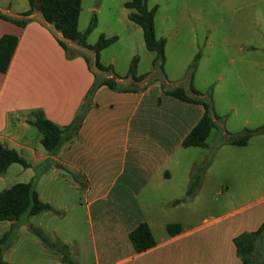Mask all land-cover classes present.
<instances>
[{
    "label": "crops",
    "instance_id": "crops-1",
    "mask_svg": "<svg viewBox=\"0 0 264 264\" xmlns=\"http://www.w3.org/2000/svg\"><path fill=\"white\" fill-rule=\"evenodd\" d=\"M7 2L14 4V0ZM29 9V0L28 8L19 11L0 7L1 15L26 23L19 26L0 19V39L4 35L18 37L10 67L0 74V143L26 159L31 164L28 171L40 164L52 169L53 187L48 197L36 190L40 200L53 208L46 212L69 210L60 199L62 188L57 190L54 185L62 180L74 196H82L79 201L72 198L71 209L80 210L83 218L80 224L74 219L72 224L79 226L69 225L62 237L49 231L50 243L62 252L34 234L31 220L1 222L0 238L11 231L4 264H242L234 239L258 231L264 224V142L254 136L244 147L211 145L208 140L214 129L206 148L183 147L205 109L166 94L162 81L171 89L182 86L190 91L186 77L165 74L162 79L146 77L139 82L117 79L121 86L130 83L137 91L119 92L102 86L88 99L96 82L115 76L96 69L94 51L65 40L46 22L39 3L30 15H24ZM125 15L128 18V10ZM59 40L65 41L67 51ZM242 63L237 76L250 80V108L256 113L239 116L236 110L235 129L227 126L229 120L234 121L229 113H219L227 117L225 136L264 125V59ZM193 88L200 98H206ZM85 106L87 112L75 127ZM37 111L61 129L78 128L56 154L44 150L42 135L29 124L31 114ZM17 165L0 175V191L19 184L16 173L24 172ZM195 173H200L196 193L175 203L185 198ZM26 183L35 188V183ZM141 223L150 226L157 244L137 253L130 233ZM174 224L180 225L182 232L170 236L167 226ZM21 233H33L27 239L49 251L32 258L31 253L19 254L14 249L8 256V247ZM263 245L264 233L259 252Z\"/></svg>",
    "mask_w": 264,
    "mask_h": 264
},
{
    "label": "rangeland",
    "instance_id": "rangeland-1",
    "mask_svg": "<svg viewBox=\"0 0 264 264\" xmlns=\"http://www.w3.org/2000/svg\"><path fill=\"white\" fill-rule=\"evenodd\" d=\"M126 1L128 0L83 1L80 28L85 32L92 18L96 16L97 19V27L89 35L87 43L95 45L102 35L117 37L116 43L100 52L99 59L104 65H112L114 72L122 78L126 77L135 57L138 59L139 75L163 77L168 74L186 77L189 81L187 84L189 86L192 84L204 93L206 97L204 100L212 105L218 127L208 142L211 145L215 142L218 146L221 145L225 138L226 128L223 125L227 117H221L219 113L226 111L234 120L227 123L229 129L236 128L234 126L238 122L236 110L239 116L256 113L250 108L249 96L252 91L248 88L251 87L250 80L238 77L237 71L239 72L244 65L242 63L244 61L264 59V0H147L150 9L157 7L155 16L157 37L165 38L167 41L163 73L158 65H153L156 54L147 50L142 29L134 23H129L125 15ZM0 7H11V11H19L28 8V0H14L11 6L7 0H0ZM198 54L199 61L191 75V66ZM246 72L250 75L247 69ZM126 87H131V84L127 83ZM167 88L171 89L168 85ZM254 136H258L257 140L264 142L263 135ZM253 146L256 147L255 143ZM229 148L234 150V147ZM261 148L264 156L262 143ZM17 166L24 172L16 173L19 183H35V190L47 198L49 189L53 187L50 181L53 173L49 165H36L30 171L20 165ZM28 172L30 175H27ZM58 182L60 184L54 185L57 190L62 188L63 195L60 199L64 204L67 203L69 210L66 213L43 212L37 216L22 218L25 221L31 220L32 230H37L47 238L50 235L49 231H55L62 237V233L69 231V225L75 223V227H78L83 218L80 210L71 209L72 198L79 201L83 199L82 196L77 194L74 196L73 189L62 184V180ZM55 199L59 200L58 194ZM74 219L79 224L77 222L72 224ZM3 226L0 225V237L3 234L1 232ZM79 231H82L81 225ZM32 234L21 233L13 241V245L8 247V256L14 249L18 250L19 254L31 253L32 258H41L44 251L48 252L49 249L43 250L44 245L41 243L36 245L34 241L27 239L34 236ZM261 249L264 255V245ZM51 260L54 263L53 258Z\"/></svg>",
    "mask_w": 264,
    "mask_h": 264
},
{
    "label": "trees",
    "instance_id": "trees-1",
    "mask_svg": "<svg viewBox=\"0 0 264 264\" xmlns=\"http://www.w3.org/2000/svg\"><path fill=\"white\" fill-rule=\"evenodd\" d=\"M38 1V2H37ZM39 3L42 15L46 22L53 25L54 28L61 33L65 40L76 43L88 50L94 51L96 54V69L108 74H112L115 78L106 79L96 82L90 89L88 99L93 93L102 86H107L111 90L119 92L137 91L131 87H123L117 79L131 78L133 82H139L146 78L142 75L137 77L138 59L135 57L132 60L130 69L125 78H122L114 72L113 66H104L99 59V54L104 49L113 45L118 38H107L102 35L97 43L93 46L88 45L87 40L92 31L97 27V19L94 16L88 29L85 32L79 30V18L82 11V0H29L30 9L24 15H30L36 4ZM125 8L129 11L128 19L130 22L138 25L143 32L144 43L148 51L156 54L153 65L159 66L163 73L165 64V49L167 41L165 38H157L155 30V15L157 7L149 8L147 0H128L125 3ZM0 19L15 23L19 26H24L26 23L22 20H15L0 14ZM59 44L67 51V46L64 40H59ZM18 46V37L14 35H4L0 39V74H6L12 58ZM199 61V54L196 56L194 63L191 66V75L197 67ZM158 79L162 77L156 76ZM164 77V76H163ZM155 80V76H153ZM157 80V79H156ZM162 86L166 94L175 97L179 100L188 103L200 104L204 107L205 112L201 120L186 136L183 141V147L206 148L208 146L207 140L214 129L218 126L216 124V116L214 115L212 105L200 98L198 93L190 85V91H186L182 87L168 89L164 81ZM29 124L34 126L42 135L41 145L44 150L53 155L56 154L67 142L76 135L78 128L69 127L65 129L59 128L53 122L48 120L42 111L33 112L29 120ZM254 135L264 136V125L250 130L244 129L238 134L227 133L223 144L228 146L244 147L248 144ZM18 164L23 168L28 169L31 164L24 159L17 151L5 147L0 143V175L5 173L10 166ZM200 183V173H195L192 182L187 189L185 198L181 201H186L191 198L197 191ZM53 208L40 200L37 191L32 183H19L8 189L0 191V223L1 222H19L24 216H37L43 212L51 211ZM42 241L47 243L50 247L58 249L57 245L51 244L49 239L42 236L37 230H32ZM167 231L170 236H175L182 232L180 225H168ZM264 233V224L256 232L244 233L234 239V244L238 256L242 264H262L264 255L257 250ZM11 236V231L0 238V264L3 262V252L6 243ZM130 240L137 253H143L156 246V240L152 234L150 226L147 223H141L130 233Z\"/></svg>",
    "mask_w": 264,
    "mask_h": 264
},
{
    "label": "water",
    "instance_id": "water-1",
    "mask_svg": "<svg viewBox=\"0 0 264 264\" xmlns=\"http://www.w3.org/2000/svg\"><path fill=\"white\" fill-rule=\"evenodd\" d=\"M87 109H88L87 106H85V107L83 108L81 114L79 115L78 119H77L76 122H75V127H77V126L80 124V122H81L82 119L84 118V115H85L86 112H87Z\"/></svg>",
    "mask_w": 264,
    "mask_h": 264
}]
</instances>
